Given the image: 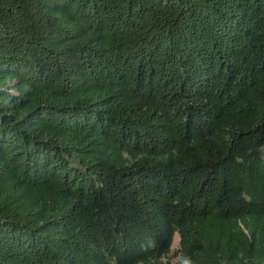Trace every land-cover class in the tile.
Segmentation results:
<instances>
[{
    "label": "trees",
    "instance_id": "trees-1",
    "mask_svg": "<svg viewBox=\"0 0 264 264\" xmlns=\"http://www.w3.org/2000/svg\"><path fill=\"white\" fill-rule=\"evenodd\" d=\"M176 234L264 264V0H0V264H173Z\"/></svg>",
    "mask_w": 264,
    "mask_h": 264
},
{
    "label": "rangeland",
    "instance_id": "rangeland-1",
    "mask_svg": "<svg viewBox=\"0 0 264 264\" xmlns=\"http://www.w3.org/2000/svg\"><path fill=\"white\" fill-rule=\"evenodd\" d=\"M178 245H179V236L178 234H176L174 236L171 252L168 255V259H170L173 264L179 263L180 254L178 253V248H179Z\"/></svg>",
    "mask_w": 264,
    "mask_h": 264
},
{
    "label": "clouds",
    "instance_id": "clouds-1",
    "mask_svg": "<svg viewBox=\"0 0 264 264\" xmlns=\"http://www.w3.org/2000/svg\"><path fill=\"white\" fill-rule=\"evenodd\" d=\"M152 246H154V242L152 244ZM141 248H144V245H141ZM179 264H194L192 258L190 256H183L179 259Z\"/></svg>",
    "mask_w": 264,
    "mask_h": 264
}]
</instances>
